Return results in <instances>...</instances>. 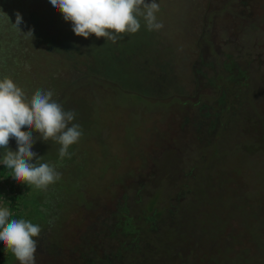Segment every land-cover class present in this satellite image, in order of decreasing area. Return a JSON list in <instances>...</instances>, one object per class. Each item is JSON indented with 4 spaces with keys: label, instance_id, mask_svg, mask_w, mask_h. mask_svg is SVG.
<instances>
[{
    "label": "rangeland",
    "instance_id": "rangeland-1",
    "mask_svg": "<svg viewBox=\"0 0 264 264\" xmlns=\"http://www.w3.org/2000/svg\"><path fill=\"white\" fill-rule=\"evenodd\" d=\"M156 2L161 29L140 18L138 33L113 43L77 37L49 0H32L40 43L27 29L0 42L22 45L13 82L29 99L52 91L83 132L70 159L51 141L33 146L61 173L47 191L31 187L57 211L40 225L36 264H264V0ZM228 65L232 89L221 85ZM68 70L84 78L65 89ZM7 181L0 207L13 195ZM123 197L130 225L150 232L122 237L105 219Z\"/></svg>",
    "mask_w": 264,
    "mask_h": 264
},
{
    "label": "clouds",
    "instance_id": "clouds-1",
    "mask_svg": "<svg viewBox=\"0 0 264 264\" xmlns=\"http://www.w3.org/2000/svg\"><path fill=\"white\" fill-rule=\"evenodd\" d=\"M51 6L72 26L77 37L105 38L116 43L123 34H136L143 18L147 30H159L155 13L159 11L156 0H49ZM22 15L16 13V27L23 23ZM20 29V28H19ZM23 33V32H22ZM25 36L33 37V30ZM76 113L65 110L53 99L52 91L37 89L29 99L12 79L0 80V149L6 150L2 165L10 170L9 176L17 184L47 191L61 178L54 165L41 162L33 151L39 141L60 145V160L71 158L70 146L79 142L83 135L79 124L73 123ZM15 139L17 150L9 147ZM7 207H0V243L4 251L14 254L20 264H36L38 238L41 227L24 219H11ZM51 223V221H50Z\"/></svg>",
    "mask_w": 264,
    "mask_h": 264
},
{
    "label": "trees",
    "instance_id": "trees-1",
    "mask_svg": "<svg viewBox=\"0 0 264 264\" xmlns=\"http://www.w3.org/2000/svg\"><path fill=\"white\" fill-rule=\"evenodd\" d=\"M18 4L16 5V9L13 8V3L14 1L9 2L10 3V9L8 8L9 5H5V4H9L7 1L5 3V0H0V5L2 6H6L7 9L6 11H10V13L12 12L13 15L11 16H4V18L0 17V27L2 24H5L4 29H6V31H9V35H7V33H2V28H0V42L2 41H10L11 43H15L18 42L20 40L19 36H18V31H21L23 29H27L29 30H33V37L31 36H24L23 34V38H28L29 41L32 42V44H39L40 40H41V36L38 32H35L34 29L36 28V17H37V13L39 12V10H36L31 7V3L32 0H17ZM43 0H37V5L39 3L42 4ZM23 3H28L26 4V6L23 5ZM12 4V5H11ZM36 5V6H37ZM3 10L4 7H0V15L3 14ZM19 12L22 17H23V23L18 27L14 26L15 22H16V13ZM13 28V29H11ZM14 30L16 31V33L14 32ZM27 31V32H28ZM26 32V33H27ZM10 38V39H9ZM15 49H10V48H6V47H1L0 46V63L3 62L4 67L0 68V80H3L5 77L12 79L9 76V72L7 71L8 68L11 66H18V63H14V59L16 60L17 57L15 54H18V49L22 48V45L20 43L14 45ZM17 47V48H16ZM90 47V46H89ZM6 63H4V61H6ZM66 64V62H65ZM81 62H75L73 60H69L66 66H69L71 69V66H76V65H80ZM89 65V64H88ZM87 65V66H88ZM83 66L85 67V65L83 64ZM21 69V68H19ZM2 71H4L5 73H8L7 76H4ZM7 71V72H6ZM69 73L68 75V79L65 81V89H66V84L69 82L68 80L72 77L75 78V80L78 79H82L84 78L83 76H78V72L76 71L75 73L72 72V70H68ZM224 73L227 74L226 77H223L222 83L221 85H227L230 89H232L233 84H235V82L238 80L239 75H237L235 72V69L231 66L228 65V67L226 69L223 70ZM84 76L87 77H96L97 74L95 72H92L90 70H86V72L84 74H82ZM9 76V77H8ZM88 79V78H87ZM94 79V78H91ZM59 100V99H58ZM9 145L11 150L16 151L17 150V145H16V141L15 139H10L9 141ZM6 150L4 149H0V156L4 155ZM49 164H52L55 166V162L54 160H50L48 161ZM77 165V163H75ZM9 172L10 170L6 169L2 164L0 165V177H5L8 174V180L10 178L9 176ZM69 172V171H67ZM13 179V178H12ZM14 180V179H13ZM8 188L10 189V191L13 192V195H11L9 197V200L6 202V207L10 210V217L9 220L11 219H24L26 221L32 222L34 225H43V223L47 222V219L51 218V220L53 219L51 216L52 215H57V211H54V209L52 207H50V205H52L50 203V200L53 196H50L47 193H36L33 189H31V187L24 185V184H17L15 182V180L10 184L8 181ZM3 185V184H2ZM62 196H65L64 193L61 194ZM61 200H63V198H61ZM35 202V204H32V202ZM54 203L58 204V202L53 201ZM78 206H76L77 208ZM127 205L125 202V197H123L120 201L117 202V204L115 206H113V208L111 210H109V212L107 213L108 216L105 218L108 220L110 218L114 219V228L116 231H118V233L122 236V237H129V236H134L136 238H138L139 234L141 233V229H138L139 226L141 225H137V226H131L130 222L132 219L129 218V215H127ZM140 219L139 214H137V217H135V221H138ZM40 226V227H41ZM142 229H145L146 231L150 232L151 228L153 229V226H149V228L145 227V226H141ZM50 239V238H49ZM48 239V240H49ZM50 241V240H49ZM58 242V241H57ZM131 253H128V255H130ZM86 255H82V260L87 261V258L85 257ZM15 258L14 254H12L10 251L5 252L4 251V245L2 243H0V263L2 262V260H4V264L8 263V261H13ZM145 262L147 263V260H145Z\"/></svg>",
    "mask_w": 264,
    "mask_h": 264
}]
</instances>
